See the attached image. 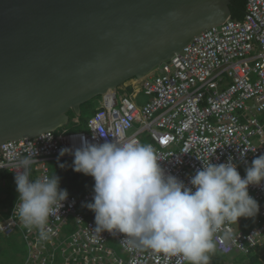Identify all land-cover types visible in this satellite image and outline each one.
<instances>
[{
	"label": "built area",
	"instance_id": "2783aa9c",
	"mask_svg": "<svg viewBox=\"0 0 264 264\" xmlns=\"http://www.w3.org/2000/svg\"><path fill=\"white\" fill-rule=\"evenodd\" d=\"M140 87L102 99L85 129L63 126L1 144L0 169L15 174L22 189L0 232L22 236L24 264H186L209 244L246 255L263 245L264 0H247L243 18L203 31ZM63 158L113 165L139 188L126 191L95 172L81 197H56L49 162ZM257 158L261 175L244 174L240 166ZM224 179L230 198L257 202L259 225L234 227L219 193ZM90 201L110 213L87 217L79 207ZM69 218L76 229L66 243ZM111 238L127 258L107 248Z\"/></svg>",
	"mask_w": 264,
	"mask_h": 264
},
{
	"label": "water",
	"instance_id": "95a60500",
	"mask_svg": "<svg viewBox=\"0 0 264 264\" xmlns=\"http://www.w3.org/2000/svg\"><path fill=\"white\" fill-rule=\"evenodd\" d=\"M232 0H0V147L67 125L232 17Z\"/></svg>",
	"mask_w": 264,
	"mask_h": 264
},
{
	"label": "rangeland",
	"instance_id": "374dc122",
	"mask_svg": "<svg viewBox=\"0 0 264 264\" xmlns=\"http://www.w3.org/2000/svg\"><path fill=\"white\" fill-rule=\"evenodd\" d=\"M255 78V75H253ZM125 91L128 93L132 91V88L118 92V97H120ZM109 99V95L105 96ZM139 99L142 101H146L148 96L143 92L140 93ZM102 100H97L93 103L90 102V105L86 110H84L83 117L88 118L93 113V110L96 109ZM78 127L76 129H85V126L78 123ZM65 127L75 129L74 123L72 120L65 125ZM62 128V127H61ZM59 128V129H61ZM143 144L145 145L150 138L145 133L142 136ZM150 153V151H148ZM73 162V160H70ZM56 165L55 161H50L49 166L51 170H54ZM78 169L81 172V175L76 179L68 182L65 186L67 193H76L81 197L84 192L91 189V181L89 175L95 172H101L106 174L111 180H113L119 187L124 188L125 190L133 189L139 186V180L131 175L125 174L123 172L118 171L114 166L110 164H103L101 166L91 165V164H77ZM241 171L249 175L251 177H258L261 175L262 167L260 165V158L254 159L250 164L241 165ZM54 188L61 189L63 181H55ZM229 184L224 179L220 182L219 193L221 195V202L225 205L227 209V213L230 215L232 219V223L236 229H242L245 231L250 230L252 227L259 225V219L261 216L257 210V202L256 201H245L239 198H230L227 192ZM22 189L21 180L19 178H11L6 179L0 177V219L7 218L10 215V210L13 204L12 196H17ZM63 190V188H62ZM61 190V191H62ZM94 210H97L100 205L95 201L89 202ZM110 213V212H109ZM238 217L239 220H236L235 217ZM263 220V218H262ZM65 232L63 239L68 243L71 238L70 234L72 231L76 229V226L72 223L71 218H69V223H66L62 227ZM107 248L115 251L119 256L123 258H127L128 254L123 249V247L119 244V242L111 238L106 243ZM258 253L261 258H264V240L263 245L258 247ZM256 251V252H257ZM214 247L213 244L205 245L196 255L191 259V264H215L214 258ZM28 254V246L25 240L19 233H14L11 236H6L0 232V264H24V261ZM223 259L216 264H252L250 259L246 254L232 252L229 254H223ZM58 262H62V258L60 255L57 257Z\"/></svg>",
	"mask_w": 264,
	"mask_h": 264
},
{
	"label": "trees",
	"instance_id": "16d2710c",
	"mask_svg": "<svg viewBox=\"0 0 264 264\" xmlns=\"http://www.w3.org/2000/svg\"><path fill=\"white\" fill-rule=\"evenodd\" d=\"M246 3H247V0H232V4H231L232 17L238 18V19L243 18L244 10L246 8ZM89 105H90V101L82 104V114L80 116L79 122L74 121V118L76 117V115L72 111H70L71 120L74 123L75 129L78 127V125H79L78 123H80L81 125H83L85 127L87 126V120L90 116L88 118H84L83 113H84V110H86V108L89 107ZM94 111H95V109L93 110L92 113H94ZM70 160H73V162ZM55 162H56L55 168H54V170H51V182L49 184V187H50V191L53 193V195L58 197L62 194H68L66 192V189H65L66 184L68 182L76 179L77 177H79L81 175V172L77 167V164H80V163H78L74 158H63V159H59ZM92 174L93 173H91L89 175L90 180H91ZM0 177L6 178L7 180L11 179V178H17V176L15 174H13L12 172H9L8 170H4V169H0ZM58 180L64 182L61 185L63 190H62V188L61 189L54 188V186H55L54 182L58 181ZM91 186H92V182H91ZM137 188H139V186L135 187L133 189V191L137 190ZM133 191H129V192H133ZM73 194L77 195L76 193H73ZM17 196L11 197L13 200V203H14ZM77 196H79V194ZM99 205H100V207L97 210H94L93 207L91 206V204H89V202H88V203L81 205L79 207V211L84 213L89 218L99 219L105 213L110 212L109 206L107 204L99 203ZM12 206H13V204H12ZM226 212H227V209H226ZM3 219L4 218H2L0 220H3ZM9 236H11V235H9ZM214 251H215L214 258H215V264H216L223 259V257H222L223 254L217 252L215 249H214ZM246 256L249 257L250 262L252 264H264V258H261L258 251L253 252L251 254H248ZM24 263H25V261H24ZM186 264H191V260H189Z\"/></svg>",
	"mask_w": 264,
	"mask_h": 264
},
{
	"label": "bare ground",
	"instance_id": "6f19581e",
	"mask_svg": "<svg viewBox=\"0 0 264 264\" xmlns=\"http://www.w3.org/2000/svg\"><path fill=\"white\" fill-rule=\"evenodd\" d=\"M137 90L140 89V81H138L136 84L133 85ZM114 89H111L109 92H108V95L111 96V94L114 93Z\"/></svg>",
	"mask_w": 264,
	"mask_h": 264
},
{
	"label": "crops",
	"instance_id": "0c3cea01",
	"mask_svg": "<svg viewBox=\"0 0 264 264\" xmlns=\"http://www.w3.org/2000/svg\"><path fill=\"white\" fill-rule=\"evenodd\" d=\"M124 93H127V91H125ZM74 120H76V119H74ZM91 181V180H90ZM92 187V186H91ZM122 189H124V188H122ZM134 189V188H133ZM133 189H129V190H126V191H133ZM125 190V189H124ZM109 211H110V207H109ZM106 214V213H105ZM103 216V215H102ZM101 216V217H102Z\"/></svg>",
	"mask_w": 264,
	"mask_h": 264
},
{
	"label": "clouds",
	"instance_id": "9594fccd",
	"mask_svg": "<svg viewBox=\"0 0 264 264\" xmlns=\"http://www.w3.org/2000/svg\"><path fill=\"white\" fill-rule=\"evenodd\" d=\"M77 118H78V120L80 121V117H77V116H76L74 119H77ZM74 121H76V120H74ZM79 121H78V122H79ZM76 122H77V121H76ZM85 128H86V127H85ZM214 249H215V247H214ZM215 250H216V249H215ZM216 251H217V250H216ZM222 254H223V253H222ZM194 257H195V256H194Z\"/></svg>",
	"mask_w": 264,
	"mask_h": 264
}]
</instances>
